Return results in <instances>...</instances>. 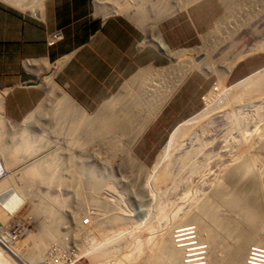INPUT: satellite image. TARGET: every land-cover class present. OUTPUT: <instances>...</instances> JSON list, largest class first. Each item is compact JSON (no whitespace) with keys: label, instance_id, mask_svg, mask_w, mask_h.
Wrapping results in <instances>:
<instances>
[{"label":"rangeland","instance_id":"374dc122","mask_svg":"<svg viewBox=\"0 0 264 264\" xmlns=\"http://www.w3.org/2000/svg\"><path fill=\"white\" fill-rule=\"evenodd\" d=\"M26 1L28 0H22V4L27 5ZM97 1L100 0H95V5ZM140 1L146 6L150 2V5L153 6L156 3V0H104L102 2L103 8L107 12L98 13L95 9L94 14L99 16L113 14L114 17L120 19L126 17L143 33L141 34V37H144L143 43H139L138 47L141 49L144 44L145 50V47L154 49V46L157 48L162 52L160 54L161 63L146 62L143 66L141 65L129 79H125L119 89L114 91V95L103 100L100 104L90 107L81 105L86 111L82 110L84 116L86 115L84 118L88 121L92 119V116L102 105L108 104L114 99L117 114L119 116L129 115L125 103L121 102L122 96L120 94L122 90H126L124 86L130 84L142 72L143 78L140 82L147 85L145 87H147V95H150L149 99L155 100L154 103L151 102L150 104L155 108L151 112L154 117L151 119L148 116L143 119L146 121L145 124H141L143 121L140 117L139 119L136 117L137 112L134 113L131 122L134 121L131 124L135 127H141L140 133L133 140L132 138L127 139L126 136L120 137L114 131L110 142H107L108 149L109 147L114 148V152L111 154L105 152L97 143L94 144L95 146L87 144L82 147H86L84 149L85 167L91 166L97 178L103 176L102 179L104 181L106 179V182L102 180L103 184L97 181L98 184L96 182L93 189H89V186L87 187L82 182H80L81 184L78 183L79 175L75 173L74 163H64L57 170L55 179L51 183L47 181L43 183L32 181V184L29 181V184L27 181L25 184L22 183L20 172L34 166L36 162L44 161L47 154L49 159L54 156V152H57L61 158L67 156L64 148L61 147L66 142L61 137L56 141V144L50 143L51 147L50 144L44 143L43 146L37 147L35 152H20L15 164L8 169L4 166L5 172H7L5 173L7 179L6 177L5 179L12 181H7L1 187L2 190L14 185L15 194L21 197L22 193L23 196L18 209L5 222L0 219V223H3L4 226L11 222L26 223L27 216L30 217L28 220L29 231L19 239L20 242L16 245L24 251L19 257L21 259L18 258L19 260L16 259L15 262L8 257L13 264H146L150 257L152 259L155 256L156 241L165 236L169 237V240L172 238L170 241L172 247L179 245L175 247L177 250L178 248L181 249L179 255L183 261L181 259L179 264H184V259L188 258L192 263L197 264H212L214 259L226 264L228 259L225 248L231 243L215 241L217 243L213 246L209 243L206 244V238L211 236L208 234L211 231H202V233L201 229L199 230L200 226L198 227L192 217L207 205L216 188L224 186L223 188L229 191L231 186L226 187L229 183L225 182V177L230 170L241 166L243 161L253 162L252 166L256 171L254 173L258 174L263 182L260 190L262 193L264 192V85L261 88L262 91L260 90L257 94H253L247 99L233 104V106L231 105L232 107L230 100H228L231 91H235L264 74V0L256 1V6L252 7L253 12L251 14L239 12L235 1L231 3V9L238 22L225 27H213L217 19L223 14L220 3L217 4L218 0H211L215 2L212 5L205 4L209 0H198L183 8L173 2L169 3L170 0H164L165 3L167 1V4H171V7L160 17L161 19L150 16L146 21L141 18V23L136 24L122 10L128 5H136ZM3 2L14 6L6 1ZM197 4L198 7L192 11ZM14 7L22 11L32 9L30 7ZM113 8L116 10L112 11ZM154 13L156 12L153 11L152 14ZM145 44L149 45L145 46ZM168 49L179 51L181 55L187 57L188 66L184 69L179 67V71L177 69L180 75L184 74L182 81L177 86L170 88L174 89L172 93L164 95V98L161 96V102L157 104V95L151 93L148 86L152 91L155 90L153 86L155 84L157 88L162 89L166 84L170 85L169 80H171L172 75L178 73L173 70L174 68H171L175 61L169 56ZM200 49H209L207 51L208 62L204 61L197 53ZM224 61L228 62L227 65L229 66L227 71L224 69L225 72L220 68ZM50 76H53L56 81L55 74ZM48 77H45L43 81ZM56 83L58 87L66 90L57 81ZM149 83L151 85H148ZM0 97L4 99V92L1 90ZM52 98L44 89V94L36 105L39 109L45 105L43 110H38L37 120L38 126L41 125L40 127L42 125L47 127L52 122L49 118L50 108L56 105L54 98ZM227 100L230 103L229 108L223 105L227 103ZM138 105L143 107L145 103L141 100ZM140 113L150 114L148 111ZM3 114L6 116L4 110ZM23 119L14 122L12 120L11 122L18 124ZM182 122L188 129L184 140H170L171 130ZM39 133L41 134L38 129ZM45 137L54 138L56 136L52 132H47ZM105 139L107 140L106 137L99 138L100 141ZM2 141L10 143L11 139L6 137ZM79 143L80 145L83 144L82 142ZM79 149L81 148L78 146L73 148V154L76 158L80 154ZM124 151L129 152L126 154ZM50 152L52 153L49 154ZM56 159L54 157V160ZM77 162L76 159L75 164ZM106 171L111 174L107 172V175ZM162 171L166 172L165 181L157 183L156 181ZM244 178L239 175V181L235 184V188L240 189L248 186V181ZM143 183L149 185L147 196H143ZM100 185L108 190L103 191L104 189L102 190ZM74 186H77L75 189L79 191L76 192L79 194L71 190ZM53 197L61 204L58 209L62 212H59L62 216L60 219H58L59 216L54 217L55 221H51L53 224L49 222L56 233L49 240H45L44 244H41V251L36 254L38 247L36 248L35 245L37 235L40 233L39 226H41V222L47 219V212L43 211L36 214L32 207L38 203V200L48 205L49 200ZM226 197L218 202L214 213L224 220H238L242 216V211L232 206L230 198ZM92 198H98L103 202L102 206L98 207L91 203ZM105 204L107 206H104ZM116 213L122 215V222L114 223L113 220L108 219ZM102 221L106 222L101 224ZM262 233L264 242V231ZM142 236L145 237V240ZM150 236L155 238V241L149 238ZM202 245L205 246L207 255L202 252ZM262 245H248L247 253L244 255L241 264H264V246ZM0 250L3 249L0 247ZM3 253H5L4 250ZM127 258L138 260L131 262ZM209 259L211 260L208 261ZM0 264L8 263L1 260Z\"/></svg>","mask_w":264,"mask_h":264},{"label":"bare ground","instance_id":"6f19581e","mask_svg":"<svg viewBox=\"0 0 264 264\" xmlns=\"http://www.w3.org/2000/svg\"><path fill=\"white\" fill-rule=\"evenodd\" d=\"M3 1H6V2H8L14 6H20V8L30 7V8H32L30 10L33 11V13H35V14L41 13L40 11L43 8V2H44V0H28V1H26L27 5H24V4H22V0H3ZM103 1L104 0H102V1L100 0V1L96 2L95 9L98 13L107 12L103 8L104 7V4L102 3ZM163 1L164 0H159V1L156 0L155 5L156 4L157 5L155 8H154L155 5L154 6L150 5L151 2L148 3V6H146V5H143L140 1L136 5H131V6L128 5L122 11H125L126 15L134 23L140 24L141 23L140 20H142L141 18H143L144 21L148 20L150 18V16H153L154 18H160L166 12V10L171 7V4H169L171 2H173L174 4L179 6L180 8L181 7L183 8V7L190 5L192 2L194 3L198 0H170V2L168 3L169 5L167 4L168 0L166 1V3H165V1L163 3ZM218 1L219 2H217V4L220 3V9L223 11V14L220 18H218V17H217L218 19L216 18L217 21L213 27H225L227 25H230L231 23L238 22V19L235 17L236 16L235 13L231 9V3H233L234 1H235L237 8L240 10L239 12H243V14H251L253 12L252 7L255 5L257 0H218ZM205 4L212 5V4H215V2H212L211 0H209ZM202 5H204V4H202ZM202 5H200V6H202ZM197 7H198V4L195 7H193L192 11H194ZM117 9H120V8H117ZM114 10H116V9L113 8L112 11H114ZM153 11H155L156 13L152 14ZM240 27H241V25H240ZM149 41H150V39H149ZM164 45H166V44H164ZM208 50L207 49H200L197 52L199 54V56H201L203 58V60L206 62H208V58H207V51ZM168 54L175 61L171 67V68H174L173 69L174 71H177V69L179 71V67L184 69L185 67L188 66V58L187 57L185 58L183 55H181L179 51H173L172 49H168ZM196 58H198V57H196ZM62 62H63V59L61 61L57 62V65H58V66L56 65L57 69H59L61 67ZM227 64H228V62L226 63L224 61L223 64L221 65L220 68L223 70V72H225L226 69L228 70L229 66ZM260 71H262V70H260ZM155 74H158V73H155ZM221 74H223V73H221ZM142 75L143 74L141 72L138 76H136L132 80V82L130 84L125 85L124 87H126V90H122V93L120 94L122 96L121 102L125 103V106L127 107L126 110L129 112L128 113L129 115L124 114L122 116H119V114H117V110H115V104L116 103H115V99H114V101H110V102H108V104L105 103L104 105H102L98 109L96 114H94L92 116V119H90L88 121V119L84 118V117H86V115L84 116V113L82 111V110H84L83 106L73 96H71L64 88L58 87L53 76L48 77L42 83V87L47 91L48 95H50L54 98V99L53 98L52 99L55 102L53 100L52 101L54 102V104H56L53 107L51 105V107L53 109L50 108L51 111H50V117L49 118H51L52 122L47 127L45 125L44 126L42 125V127H40L41 125L38 126V120H37V115L39 114L38 110H43L44 109L43 107L45 105L43 107H41L42 109H39L38 106H36L30 113H28L24 117V119L21 123L12 124V122H11L12 120L7 118L3 114L4 99H3V97H0V168H4V166H6L7 169L10 168V166H12L13 164H15L18 161V154L20 152H25V153L35 152L37 150V147H39L40 145L43 146L44 143H47V145L50 143L56 144L57 143L56 141H58L59 138L61 137L64 139L63 141L66 142V144L62 145L61 147L64 148V152L67 156L65 158H61L58 156L57 152H54V156L50 157V159H49L48 154H47L46 155L47 158L45 157L44 161L36 162L34 166L25 169L24 172L21 170L22 172H20L21 173L20 179H21L22 183L25 184L26 181L27 182L29 181L31 184H32V181H35L34 183H36V182L43 183L46 181L48 183H51L53 181V179H55V175L58 172L57 170L64 163H74V167L76 168L75 173L79 175L78 183L82 182L83 184L87 185V187L89 186V189L95 188V186H96L95 184L97 181L100 184H103L102 180H103V182H106V179H105V181H104V179H102L103 176L101 178H97L96 174L91 169V166H89V168L85 167V165H84V160H85L84 151L85 150L84 149L86 147L85 148H82V147H84L87 144H91V145L95 146L94 144L97 143V145H99V144L101 145L102 149L105 152L111 154L112 152H114V148L109 147V149H108V146H107L108 143L107 142H110L111 138L113 137L112 134L114 131H116L117 135H120V137L126 136L127 139H131V138L133 140L136 139L135 136L140 133L141 127H138V126L135 127L134 125L131 124L134 121L133 120L131 122L132 116H134V113L137 112L136 117H138V119L140 117L142 121H143V119H146L148 116L151 117V119H152L154 116L152 115L151 112H153L155 109L154 107H152L150 105L151 102L154 103L155 100L151 101L149 99L150 95H147L148 91L146 92L147 87H145L147 85L145 83L140 82V81H142V78H143ZM183 75H180L179 72L177 74L172 75L171 80H169L170 85L166 84V86L162 89L157 88L155 83H154L155 85H153L155 87V90H153V91L148 86L149 91H151V93L157 95V104H159L161 102V96H163V98H164V95L166 96V95L172 93V91L174 89H170V88L177 86L182 81ZM252 75L254 77V74H252ZM148 85H151V83H149ZM263 85H264V74L260 77L254 78L251 82L242 85L241 87H239L235 91H233V92L231 91L229 93L230 97L229 98L227 97L228 100H230L231 104L228 103V100H227L226 101L227 103H225L223 105H225L226 108L227 107L229 108L231 105L233 106V104L241 102L243 99L245 100V99H247V97L252 96L253 94H257L261 90ZM141 100L145 103V105H143V107L138 105V103H140ZM229 104H230V106H229ZM48 107H50V106L48 105ZM48 107H46V108L48 109ZM145 111H148V113H150V114L140 113V112H145ZM138 121H140V120H138ZM145 122L146 121H143L141 124H145ZM16 125H18V126H16ZM38 129L41 132V134L40 133L38 134ZM187 130H188L187 126L184 125L183 122L179 123L171 130L169 139L173 140V141L184 140ZM47 132H49V133L52 132L56 137L46 138L45 133H47ZM61 134H64V136H61ZM6 137L11 139L10 143L2 141ZM101 137H106L107 140L105 139L103 141H100L99 138H101ZM79 142H82L83 144L80 145ZM103 142L106 143V145H104ZM181 142H183V141H181ZM112 143H110V144L113 145ZM76 146L81 148V149H79L80 154L78 155V158H76L75 154H73V148H75ZM50 147H51V144H50ZM48 148H49V146H48ZM81 151H82V153H81ZM128 152L127 153L125 152V153L128 154ZM51 153L52 152H50L49 154H51ZM235 156H236V154H235ZM54 157H56L57 159L54 160ZM76 159L78 160V162L75 164ZM252 163H250L249 160H246V161H243L241 163V166H239L238 168L230 170L225 177V182L229 183V185H226V187L229 188L231 186L230 187L231 189L229 188V191H228V189L226 190L223 188L224 186L216 188L214 190L213 194L210 196V198H209L210 201L207 203V205L204 206L203 208H201L199 211L197 210L198 212L195 213V215L192 217V220L198 224V227L200 226L199 230L201 229L200 230L201 232L202 231H205V232L211 231L210 232L211 234L208 233L211 236L209 238L207 237L208 239L206 238V241H207L206 244L209 243L210 245L212 244V246H213V245H215V243H217L215 241H218V242L220 241V243L227 241L228 243L229 242L231 243V244L229 243L230 245L226 244L228 246H226V248H225V252L227 253L226 256L228 259L226 264H241L244 255L247 253L246 252L247 247L250 244H255V245H262L263 244L262 246H264V242L262 240V237H263L262 232L264 231L263 230L264 229V200H263L264 192L262 193L260 190V188H261L260 186H262L261 183H263V182L259 178L258 174L254 173L256 171H254L255 168H253ZM93 166H94V164H93ZM226 169H227V167H226ZM141 170H139V171H141ZM103 172H104V170H103ZM107 172L108 171H106V174H107ZM5 173H7V172H5V170H4V175H5ZM109 174H111V173H109ZM73 175H75V174H73ZM239 175H241L243 178L245 177L247 179L248 186L246 188H244V187L240 188V189L235 188L236 187L235 184L239 181L238 180ZM165 176H166V172L162 171L159 174L158 180L156 182L162 183L163 181H165ZM5 177H6V175L0 176V191L3 189L1 187H3V185L7 181L11 180V179L6 180L7 177H6V179H5ZM71 179H73V178H71ZM149 179H151V178H149ZM146 181H147V179H146ZM29 182H28V184H29ZM98 182H97V184H98ZM150 183H151V181H150ZM104 185H106V184L104 183ZM67 186H68V184H67ZM148 186L149 185L147 183L142 184V189L144 192L143 196H147L146 193L148 191L147 190ZM100 187L102 190L104 189L103 191L108 190V189H106V187L102 188L101 185H100ZM75 188H77V186H74V188L71 190L75 193L79 192V191H76ZM92 191H94V190H92ZM11 194L12 195L8 196V198H6V200H5V198L3 200H0V219H2L4 222L10 217V215L12 213H14L16 211V209H18L19 205L21 204L19 202H21V197L23 196L22 193H21V195H22L21 197L18 194H15V193L13 194V192ZM76 194H79V193H76ZM225 196L230 198L229 200H230V204L232 206H234L236 209L242 211V216L240 218H238V220H224V219L217 217L216 214L214 213L215 208H217L218 202ZM31 197H32V195H31ZM27 198H29V197H27ZM100 199H102V198H100ZM4 200H5V202H4ZM50 200L48 202V205L41 200L40 201L38 200L37 204L33 203L34 205L32 207V210L34 211V213L39 214L40 212H43V211L47 212V219H45L43 222H41V226H39V232L40 233H38V235H37L38 238L36 240V245H35L36 248L38 247L36 254H38L41 251L40 250V246H42L41 244L42 243L44 244L45 240L46 241H47V239L49 240V238H52L56 233V232H54L56 230L52 229V225H49L51 223V221L54 220V217L59 216L58 219H60L61 218L60 216H62V214L60 215V213H62V212H60L58 209L59 206L61 207V204H59L58 200L55 197L51 198ZM91 200H92L91 203L95 204L98 207L99 206L101 207L103 204V202H101L98 198H92ZM62 203H63V201H62ZM104 206H107V205L105 204ZM121 217H122V215L116 213L115 215L108 217V219L113 220L114 223H118L120 221L121 222L123 221ZM15 218H16V216H15ZM56 220H57V218H56ZM105 222L106 221H102L101 224H103ZM51 224H53V222ZM110 224H112V223H110ZM0 230H4V229H0ZM259 232H261L262 235ZM144 234H146V233H144ZM152 234H153V232H152ZM142 237L145 240V237L144 236H142ZM149 238H152V237L150 236ZM168 238L169 237L165 236L164 238L161 237L160 240L156 241L157 246H154V247H156L155 256L152 255V256H154V258L151 259V257H150V260L146 264H179L180 263L179 261L182 258L180 259L181 255H179L180 254L179 251L181 249L180 248H178V250H177V248L175 249V247H177L179 245L173 246L174 247L173 248L172 244H171L172 242H170L172 238H170V240ZM6 239H7V237H6ZM152 239L155 241V238H152ZM226 239H230V240H226ZM149 240L151 242V239H149ZM4 241H7V240H4ZM4 252L5 253H3V250H0V261L2 260L8 264H13L12 260H14L16 262V259H18L24 251L21 250L20 247L14 246V247H12V252H8V251H4ZM177 252H179V253H177ZM196 255H197V253H196ZM8 257L11 258L12 260H9ZM129 258H127V259H129ZM19 259H21V258H19ZM129 260L132 262V261L136 260V258L135 259H129ZM210 260L211 259H209L208 261H210ZM182 261H183V259H182ZM27 262H25V263H27ZM213 263L214 264H222L220 260H216V259H214V262H212V264Z\"/></svg>","mask_w":264,"mask_h":264},{"label":"crops","instance_id":"0c3cea01","mask_svg":"<svg viewBox=\"0 0 264 264\" xmlns=\"http://www.w3.org/2000/svg\"><path fill=\"white\" fill-rule=\"evenodd\" d=\"M6 4L0 0V90L13 121L40 102L42 81L52 74L90 107L114 95L144 63H161L157 51L138 47L137 27L124 17L95 15L93 0H45L39 14ZM56 28L64 38L49 47L47 35Z\"/></svg>","mask_w":264,"mask_h":264},{"label":"built area","instance_id":"2783aa9c","mask_svg":"<svg viewBox=\"0 0 264 264\" xmlns=\"http://www.w3.org/2000/svg\"><path fill=\"white\" fill-rule=\"evenodd\" d=\"M108 16H114L113 14L108 15ZM63 39V32L62 29L58 28L50 32L47 36L46 43L48 46H53L57 42ZM4 168H0V176H5L4 175ZM13 191V194L15 193L16 190H14L13 186L8 187L7 189L1 190L0 191V200H3L5 198H8V196H11ZM4 200V202H5ZM28 220H30V217L27 216ZM28 220L26 223H20V222H14L10 223L7 226H4L3 223H0V229H6V230H0V247L4 251L12 252V247L16 246L19 244V239L23 237L28 231H29V226H28ZM87 221V219H85ZM6 237L8 238L7 241ZM205 246L202 245V252L207 255L206 248ZM185 253V252H183ZM184 264H197V263H192L191 260L184 259Z\"/></svg>","mask_w":264,"mask_h":264},{"label":"clouds","instance_id":"9594fccd","mask_svg":"<svg viewBox=\"0 0 264 264\" xmlns=\"http://www.w3.org/2000/svg\"><path fill=\"white\" fill-rule=\"evenodd\" d=\"M31 13H33V11H31V10H29ZM95 12V0H93V13ZM33 14H35V13H33ZM96 15V14H95ZM99 16V15H98ZM104 17H107V15L106 16H104ZM126 18V17H125ZM127 19V18H126ZM128 20V19H127ZM129 21V20H128ZM130 22V21H129ZM135 26V25H134ZM56 29H58V28H56ZM60 29H62V28H60ZM55 30V29H54ZM139 31H140V33L141 34H143L142 33V31L140 30V29H138ZM52 32V31H51ZM62 32H63V29H62ZM50 33V32H49ZM48 33V34H49ZM48 36V35H47ZM63 38H64V33H63ZM47 39V38H46ZM143 40H144V37L142 38V40L140 41V43H143ZM61 41V40H60ZM59 41V42H60ZM58 43V42H57ZM47 44V43H46ZM146 45H149V44H145V46ZM54 46V45H53ZM49 47H51V46H49ZM142 48H144V44L142 45ZM153 48H154V50L155 51H157L159 54H162V52H160L157 48H155L154 46H153ZM165 56V55H164Z\"/></svg>","mask_w":264,"mask_h":264}]
</instances>
